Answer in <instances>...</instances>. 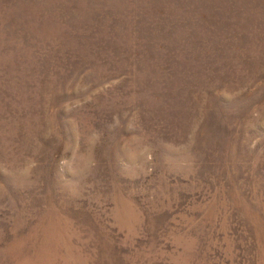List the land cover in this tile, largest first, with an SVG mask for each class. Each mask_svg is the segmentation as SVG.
I'll use <instances>...</instances> for the list:
<instances>
[{
    "label": "rangeland",
    "instance_id": "rangeland-1",
    "mask_svg": "<svg viewBox=\"0 0 264 264\" xmlns=\"http://www.w3.org/2000/svg\"><path fill=\"white\" fill-rule=\"evenodd\" d=\"M0 264H264V0H0Z\"/></svg>",
    "mask_w": 264,
    "mask_h": 264
}]
</instances>
